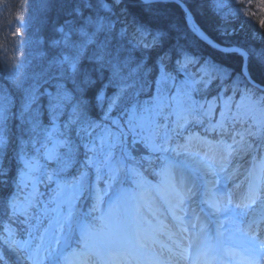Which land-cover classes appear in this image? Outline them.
<instances>
[{"label":"snow or ice","instance_id":"1","mask_svg":"<svg viewBox=\"0 0 264 264\" xmlns=\"http://www.w3.org/2000/svg\"><path fill=\"white\" fill-rule=\"evenodd\" d=\"M121 2L98 0V7L110 12ZM177 2L191 20L184 0ZM142 3L150 9L154 0ZM81 7L93 5L80 0L73 11L80 15ZM84 24L69 20L67 30L58 29L62 36L53 44L68 51L43 80H55V90L41 92L34 85L24 91L18 118L27 139L19 141L15 176L4 163L9 110L0 104V242L18 264H264V95H258L264 89L252 79L250 53L221 49L245 60L228 83L233 74L227 68L177 44L159 57L155 91L145 98L152 86L145 63L129 69L131 59L113 54L107 38L96 42L115 24L91 16ZM191 30L207 41L197 25ZM168 38V32L136 22L133 46L157 48ZM85 60L91 68L82 67ZM256 60L264 72V55ZM105 70L107 82L97 88ZM179 74L183 79L177 80ZM217 80L223 91L209 100L206 93ZM229 90L232 95L225 96ZM41 96L47 97L46 109ZM93 109L97 118L90 115ZM196 125L216 135L191 131ZM250 154L251 167L237 181L240 166L233 161ZM50 185L43 200L41 186ZM169 217L171 224L165 222ZM12 222L28 226V239L16 238ZM156 245L158 253L152 251ZM0 264H9L4 253Z\"/></svg>","mask_w":264,"mask_h":264},{"label":"trees","instance_id":"2","mask_svg":"<svg viewBox=\"0 0 264 264\" xmlns=\"http://www.w3.org/2000/svg\"><path fill=\"white\" fill-rule=\"evenodd\" d=\"M88 2L93 7H81V14L77 15L73 9L80 3V0H0V104L9 110V119L5 130V135L9 137V145L7 159L4 160V163L9 168L10 176L16 175L18 167L16 157L19 152L20 138L23 136L24 139H27L18 118L24 91L34 85H38L41 92L45 89L55 90V80H50L48 83H44L43 80L53 75L56 71L55 61L68 51L63 45L53 44V41L61 39L62 34L58 29L65 27L67 30L66 21H74L76 27L85 26L84 22L89 16L93 19L102 17L112 21L115 24L112 31L99 33L96 42L99 44L107 38L113 54L119 52L121 60L131 59L129 69L134 68L140 61L145 63L149 70L147 79L152 82L145 98L155 91L154 82L159 75L157 63L159 57L163 56L165 52H170L177 44L183 45L195 55L227 68L233 74L228 83L242 71V57L235 52L220 51L200 39L189 28L185 10L174 1H155L149 9L143 5L142 0H122L121 4L113 6L110 12L98 7V0H88ZM105 2L111 4L112 0H105ZM184 2L190 8L196 22L215 41L224 45L241 46L250 53L251 76L264 85V72L256 60L258 55H264V36L261 34L263 31L255 26L264 17L261 0H184ZM136 22L147 25L153 31L164 30L169 33V38L157 48L134 47L133 33ZM256 28L257 30H255ZM122 29L126 30V34L123 36L121 35ZM73 39L80 38L74 36ZM95 47V44L90 45L89 53ZM174 61L175 54L173 53V59L168 65L169 70L174 69ZM82 67L91 68L92 64L85 60ZM129 69H125V72ZM45 71H47V75L42 79H37V74ZM109 75L110 73L105 70L104 79L98 81L96 87L99 88L106 83ZM180 79H183L182 74L177 75V80ZM219 83L218 80L213 81L209 86L206 93L207 99L211 100L223 91L218 86ZM113 91L112 88H109L108 94L111 95ZM224 94L225 96L232 95L230 90ZM258 95H264V93H258ZM200 98L201 96L197 95V99ZM237 99H239L238 95ZM39 103L46 109L47 97L41 96ZM218 111L219 103L217 104V113ZM98 112V109H93L90 115L97 118ZM66 118L65 115L61 117V120ZM216 118H218V114ZM42 120L45 124L48 123L46 110ZM198 127L203 135L210 138L216 135L215 133H205L204 126L199 125ZM176 142L183 143V140L180 139ZM0 159H3L2 155H0ZM80 159H83L82 155ZM75 170V167L70 169L69 174L74 173ZM52 187L54 185H50L49 190L45 187L40 190L43 193V200H47ZM88 203L89 201H84L85 208ZM0 219L4 218L0 217ZM46 225L47 221L44 220L40 229L33 232V236L38 237ZM11 226L15 229L17 239H28L27 225L12 222ZM33 243H39L38 239L33 240ZM0 253L5 254L9 264H18L15 255L2 242H0ZM25 264H29V262H25Z\"/></svg>","mask_w":264,"mask_h":264},{"label":"rangeland","instance_id":"3","mask_svg":"<svg viewBox=\"0 0 264 264\" xmlns=\"http://www.w3.org/2000/svg\"><path fill=\"white\" fill-rule=\"evenodd\" d=\"M261 2H262V4L264 5V0H261ZM262 19V18H261ZM262 20H264V17H263V19ZM223 24V23H222ZM223 26V25H222ZM257 28H259L260 29V31L262 30L263 32H261V34H263V36H264V26H262V24H261V21L260 22H258L257 23V25H255ZM257 28L255 29V30H257ZM252 32V31H251ZM260 34V33H259ZM252 36V35H251ZM242 57V56H241ZM242 60H243V57H242ZM243 66H244V60H243ZM197 147V145H194V150H195V148ZM201 150H203L202 148H201ZM252 160H253V155H246V156H244L242 159H239V160H234L233 161V165L235 166V165H239L240 166V174H239V176L237 177V181H243L244 179H245V176H246V174H247V171H248V169L251 167V164H252ZM244 171V175H242L241 173ZM231 183L232 182H230L229 183V187H231ZM42 188H44V186H41V189L40 190H42ZM47 190H49V188L47 189ZM162 219H164V217H162ZM168 221V222H167ZM165 222L166 223H169V222H171V218L169 217L167 220H165ZM210 227H212V225H210ZM13 229V228H12ZM15 229H13V231H14ZM174 230V229H173ZM189 230H190V232H191V228H190V226H189ZM161 239H165V238H161ZM156 247H159V245H156L155 246V248ZM8 248V247H7ZM9 249V248H8ZM14 255H15V258H16V254L11 250V249H9ZM16 261H17V258H16ZM24 264H25V262H24Z\"/></svg>","mask_w":264,"mask_h":264},{"label":"water","instance_id":"4","mask_svg":"<svg viewBox=\"0 0 264 264\" xmlns=\"http://www.w3.org/2000/svg\"><path fill=\"white\" fill-rule=\"evenodd\" d=\"M155 1H174V2H176V3H178L177 2V0H154V2ZM179 5H180V3H178ZM184 4H185V6L187 7V9L190 11V13H191V20H188L187 19V22H188V26H189V28L191 29V25L192 24H195V25H197L198 27H199V29H200V31L201 32H203L204 34H205V36L207 37V41L205 40V39H203V38H201L198 34H196L200 39H202L203 41H205L207 44H209V45H211L212 47H214L213 45H217L218 47H214V48H216V49H218V50H220V51H222L221 49H224V48H239V49H243V50H246V49H244L243 47H241V46H238V45H221L220 43H218L217 41H215L213 38H211V36L202 28V27H200L196 22H195V19H194V17H193V14H192V12H191V10H190V8L188 7V5L184 2ZM184 9V8H183ZM208 41H211V43H209ZM247 51V50H246ZM243 60H244V57H243ZM244 64H245V60H244ZM247 64H248V67H249V58H248V61H247ZM244 67V66H243ZM252 79H253V77H252ZM253 81L257 84V85H259V87L261 88V89H264V85H260L256 80H254L253 79Z\"/></svg>","mask_w":264,"mask_h":264},{"label":"bare ground","instance_id":"5","mask_svg":"<svg viewBox=\"0 0 264 264\" xmlns=\"http://www.w3.org/2000/svg\"><path fill=\"white\" fill-rule=\"evenodd\" d=\"M194 17V16H193ZM195 19V18H194ZM195 22H196V20H195ZM197 23V22H196ZM187 24H188V22H187ZM198 24V23H197ZM199 25V24H198ZM200 26V25H199ZM201 27V26H200ZM205 42V41H204ZM206 43V42H205ZM219 43V42H218ZM221 44V43H220ZM209 45V44H208ZM221 45H224V44H221ZM245 49V48H244ZM242 175H244V171L241 173ZM168 222V221H167ZM169 224H171V222H169ZM165 242H167L166 241V239H165ZM185 243H187V241H185ZM158 248V251H160V247H157Z\"/></svg>","mask_w":264,"mask_h":264}]
</instances>
